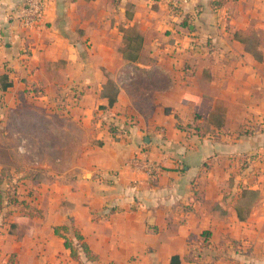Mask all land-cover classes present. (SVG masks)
<instances>
[{"label": "crops", "instance_id": "1", "mask_svg": "<svg viewBox=\"0 0 264 264\" xmlns=\"http://www.w3.org/2000/svg\"><path fill=\"white\" fill-rule=\"evenodd\" d=\"M212 1L178 15L167 0H46L42 25L23 29V0H0V75L12 82L0 95L26 84L63 103L76 142L63 173L31 182L46 187L32 235L0 228V264H193L187 238L204 231L198 264H264V48L236 41ZM121 27L143 36L134 61L118 51ZM102 69L119 89L111 108ZM138 70L146 86L134 92ZM70 221L93 261L54 235Z\"/></svg>", "mask_w": 264, "mask_h": 264}, {"label": "rangeland", "instance_id": "2", "mask_svg": "<svg viewBox=\"0 0 264 264\" xmlns=\"http://www.w3.org/2000/svg\"><path fill=\"white\" fill-rule=\"evenodd\" d=\"M220 7H226L224 15L230 31L241 30L254 37L255 42L248 48H264V0H223ZM105 71L114 79L111 72L102 69V73ZM136 73L131 85L134 92L146 86L145 77ZM38 92L39 89L25 84L19 96L0 95V166L8 180L3 189L7 197L0 213V228L15 222L13 218L25 211L33 213L32 222L42 217L46 199L36 201L38 189L44 192L46 187L32 186L31 179L46 184L49 178L63 173L76 149L70 130L65 129L59 117L65 105L59 102L52 107L51 103L37 99ZM250 201L247 196L238 207Z\"/></svg>", "mask_w": 264, "mask_h": 264}, {"label": "trees", "instance_id": "3", "mask_svg": "<svg viewBox=\"0 0 264 264\" xmlns=\"http://www.w3.org/2000/svg\"><path fill=\"white\" fill-rule=\"evenodd\" d=\"M223 0H213L212 5L214 7H220V4ZM23 5V3H22ZM22 7V6H21ZM172 11L176 14L181 13L180 8H171ZM186 23L185 18L182 19L181 24L184 25ZM119 32L122 34V46L119 48V53L123 55L127 60L134 61L138 59V55L140 57L141 48L143 44V36L142 34L135 28V27H128V28H119ZM233 38L244 44L248 49V46L255 42L254 37L250 36L249 34H245L244 31L236 30L233 32ZM250 47V46H249ZM140 59V58H139ZM141 74H144V71L138 70ZM149 74V73H148ZM105 78L107 79L106 83L103 86L102 98L107 99V106L111 108L116 100L118 94V87L114 83L112 77L108 72L105 71L103 73ZM12 87V82L9 79L8 72L0 75V92H5L7 89ZM248 166V162L245 160L240 163V169L245 170ZM6 177L4 175L3 170L0 171V213L4 207L7 195L4 193V185L8 184V180L6 181ZM31 182L34 184H42V181L36 180L32 177ZM10 183V182H9ZM242 187V186H241ZM245 192H243L244 195ZM250 196L254 197L255 194H249ZM250 204H247L243 207H237L236 213L239 220H244L247 218L249 214ZM26 212V213H25ZM22 215L16 216L13 218L15 222H11L8 224V233L10 235H15L17 237V241H22L24 237H29L33 233V222L31 218H33V213L25 211ZM54 235L60 237L64 241V248L69 250L70 257L78 261V248L83 252L87 261H93L94 257L91 255L87 244L84 242L83 236L80 234L79 230L76 229L72 222L61 226H55L53 228ZM210 237L209 231H204L200 235L190 234L187 238V246H188V254L184 258L186 262L198 264L202 256V249L208 245ZM202 242L201 245L196 247V244ZM173 260H179L177 257L172 258Z\"/></svg>", "mask_w": 264, "mask_h": 264}, {"label": "built area", "instance_id": "4", "mask_svg": "<svg viewBox=\"0 0 264 264\" xmlns=\"http://www.w3.org/2000/svg\"><path fill=\"white\" fill-rule=\"evenodd\" d=\"M170 8H180L189 4L191 0H167ZM46 0H23V5L19 10L18 20L23 29H36L43 23ZM149 174H152L154 167L145 166Z\"/></svg>", "mask_w": 264, "mask_h": 264}]
</instances>
